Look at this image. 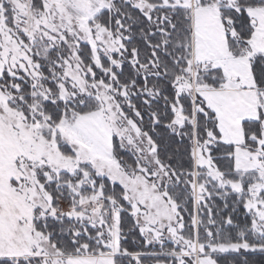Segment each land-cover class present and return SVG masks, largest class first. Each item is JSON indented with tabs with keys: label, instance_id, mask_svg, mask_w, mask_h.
I'll return each instance as SVG.
<instances>
[{
	"label": "snow or ice",
	"instance_id": "snow-or-ice-1",
	"mask_svg": "<svg viewBox=\"0 0 264 264\" xmlns=\"http://www.w3.org/2000/svg\"><path fill=\"white\" fill-rule=\"evenodd\" d=\"M0 264H264V0H0Z\"/></svg>",
	"mask_w": 264,
	"mask_h": 264
}]
</instances>
